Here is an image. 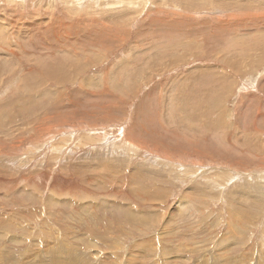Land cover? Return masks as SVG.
Segmentation results:
<instances>
[{"label":"rangeland","instance_id":"rangeland-1","mask_svg":"<svg viewBox=\"0 0 264 264\" xmlns=\"http://www.w3.org/2000/svg\"><path fill=\"white\" fill-rule=\"evenodd\" d=\"M58 262L264 264V0H0V264Z\"/></svg>","mask_w":264,"mask_h":264},{"label":"bare ground","instance_id":"bare-ground-1","mask_svg":"<svg viewBox=\"0 0 264 264\" xmlns=\"http://www.w3.org/2000/svg\"><path fill=\"white\" fill-rule=\"evenodd\" d=\"M94 204V203H93ZM243 204H245V203H234V206H236V205H240V206H238V207H242V205ZM239 211V210H238ZM242 211V210H241ZM128 218H129V216H128ZM237 227H239V229L241 228V226L240 225H238ZM229 228H230V226H229ZM231 230V229H230ZM72 255V254H71ZM70 257V256H69ZM71 257H73V256H71ZM259 257V256H258ZM71 259V258H70ZM76 260V259H75ZM74 260V261H75ZM256 260V259H255ZM263 260V259H262ZM77 261V260H76ZM75 261V262H76ZM257 261H258V259H257ZM260 261H261V259H260ZM2 262V261H1ZM54 262V261H53ZM71 263V262H70ZM73 263V262H72ZM80 263V262H79ZM58 264H60V262H58ZM78 264V263H77ZM83 264V263H82ZM86 264V263H85ZM138 264V263H137ZM228 264H230V262H228Z\"/></svg>","mask_w":264,"mask_h":264}]
</instances>
